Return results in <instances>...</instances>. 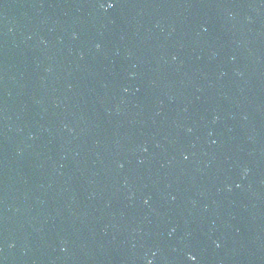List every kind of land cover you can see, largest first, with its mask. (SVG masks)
Listing matches in <instances>:
<instances>
[{
  "label": "water",
  "instance_id": "obj_1",
  "mask_svg": "<svg viewBox=\"0 0 264 264\" xmlns=\"http://www.w3.org/2000/svg\"><path fill=\"white\" fill-rule=\"evenodd\" d=\"M112 2L0 0V264H264V0Z\"/></svg>",
  "mask_w": 264,
  "mask_h": 264
},
{
  "label": "snow or ice",
  "instance_id": "obj_2",
  "mask_svg": "<svg viewBox=\"0 0 264 264\" xmlns=\"http://www.w3.org/2000/svg\"><path fill=\"white\" fill-rule=\"evenodd\" d=\"M100 6H101L102 8H113V7H115L116 5H115L114 2H112V0H109V2H104V0H101ZM191 259H192V260H195L196 257H195V256H192Z\"/></svg>",
  "mask_w": 264,
  "mask_h": 264
}]
</instances>
